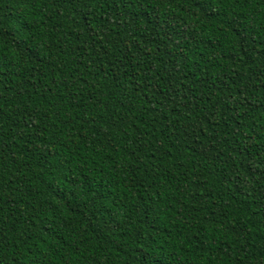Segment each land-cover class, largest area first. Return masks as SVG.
I'll use <instances>...</instances> for the list:
<instances>
[{"label":"trees","instance_id":"1","mask_svg":"<svg viewBox=\"0 0 264 264\" xmlns=\"http://www.w3.org/2000/svg\"><path fill=\"white\" fill-rule=\"evenodd\" d=\"M0 264H264V0H0Z\"/></svg>","mask_w":264,"mask_h":264}]
</instances>
